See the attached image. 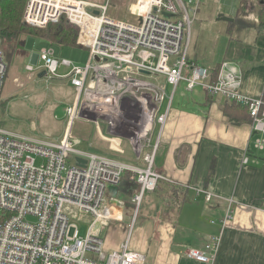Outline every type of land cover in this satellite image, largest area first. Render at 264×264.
I'll use <instances>...</instances> for the list:
<instances>
[{"label":"built area","instance_id":"built-area-1","mask_svg":"<svg viewBox=\"0 0 264 264\" xmlns=\"http://www.w3.org/2000/svg\"><path fill=\"white\" fill-rule=\"evenodd\" d=\"M200 1L187 0L191 6L187 8L183 0H149L146 4L136 0L131 13L139 20L134 23L108 17L107 3L28 1L23 16L26 25L43 29L65 15L79 28L77 42L87 48L88 55L80 66L68 60L57 61L52 47L38 54L46 79H68L75 90L73 106L65 111L69 128L63 138L42 141L0 128V264L143 263V256L129 250L127 242L118 251L104 253L99 230L110 214L106 194L119 185L125 172L131 174L138 186L131 199L133 224L145 193L154 192L166 181L153 169L154 157L181 82L188 90L201 86L212 97L222 96L244 106L252 120L251 132L264 135V101L242 94L240 77L230 72L212 83L208 69L187 59L190 12L195 14ZM85 7L97 21L90 45L80 43L81 28L72 22L68 10ZM164 13L170 17H164ZM60 67L67 69L61 76ZM38 68L29 65L26 70ZM6 71L0 49V93ZM160 76L165 84L157 80ZM164 85L172 89L170 94ZM80 111L86 117L105 120L111 132H126L135 151L149 149L142 157L145 167L80 150L70 132L75 120L81 119ZM155 124L160 127L159 134L156 143L150 145L149 135ZM254 148L262 150L264 140L256 139ZM77 158L85 160L84 168L77 166ZM247 161L245 155L242 164ZM204 193L209 202L211 195ZM78 214L93 217L84 237L71 222ZM229 218L226 215L223 224ZM219 247L220 236H213L201 249H189L185 255L199 263L213 264Z\"/></svg>","mask_w":264,"mask_h":264},{"label":"crops","instance_id":"crops-1","mask_svg":"<svg viewBox=\"0 0 264 264\" xmlns=\"http://www.w3.org/2000/svg\"><path fill=\"white\" fill-rule=\"evenodd\" d=\"M84 1L97 5L107 3L106 15L113 19L118 20L117 16L123 15L118 11L122 8L127 9L128 16L135 18V22L139 20L131 13L136 0ZM256 1L262 8L264 0H201L202 21L197 30L215 34L219 42L215 52L202 63L191 62L208 69L210 80L212 72L217 73L215 82L220 75L233 72L241 79L239 90L242 94L264 101V25L259 24L255 15ZM248 7L250 21H245V17L240 20V9L248 14ZM219 15L232 19V22L225 21V30L218 24L222 22L217 20ZM235 20L239 22L235 23ZM34 39L42 44L36 53ZM46 47L54 49L57 61L68 60L80 65L62 50L77 46L61 48L42 38L26 36L19 39L14 50V55L20 59L19 75L22 72L28 81L37 85L40 81L46 84L64 82L75 93L68 79L49 80L42 74L38 54ZM86 61L87 58L84 64ZM29 65L39 68L28 72L26 67ZM66 72L64 67L58 69L60 76ZM157 80L165 84L163 77H157ZM13 84L16 88L26 86L20 76L13 79ZM165 87L170 94L172 89ZM195 89L188 90L185 85L179 98L176 97L177 90L174 94L153 165L166 181L154 192L145 193L133 224L132 198L122 195L118 186L108 189L106 203L110 214L99 230L104 253L118 251L127 242L129 250L143 256L142 264H203L186 257V251L201 249L213 236H220V247L213 264H264V148H254V141L264 140V135L251 132L252 120L244 106L233 102L237 106L230 108L227 104L232 102L226 98L212 97L202 87L201 91ZM188 92L193 94L191 99L185 97ZM82 120L90 130L84 143L79 140L80 150L145 167L142 157L149 149L135 151L128 134L111 132L105 120ZM67 122L61 138L69 128ZM159 129L158 125L153 126L150 145L156 143ZM245 155L248 161L242 164ZM171 186L180 189L177 197L169 191ZM204 192L211 195L209 202ZM226 215L230 218L223 224ZM85 216L88 215L82 217Z\"/></svg>","mask_w":264,"mask_h":264},{"label":"rangeland","instance_id":"rangeland-1","mask_svg":"<svg viewBox=\"0 0 264 264\" xmlns=\"http://www.w3.org/2000/svg\"><path fill=\"white\" fill-rule=\"evenodd\" d=\"M28 1L29 0L26 1L24 6L22 21ZM183 1L185 2V6L187 8H191V6L187 3V0ZM255 8V15H257L261 9V7H259L257 4V1L255 2ZM246 10L248 11V14L247 12L243 13L240 11V20L245 17V21H250L248 20L249 16L251 15L249 13L250 7H248ZM118 11L123 14L118 15L120 17L117 16L118 20L130 23L135 22V18L128 16L127 9L121 8ZM190 17L192 22L190 27L187 59L190 62L198 60L202 63V60H204L207 56H211V54L215 52L216 48L218 47L217 45L219 40H217L218 37H215V34L202 33L197 30L198 24H200V21H202V3H200L194 15L190 12ZM67 22L69 25H73L68 19ZM218 24L223 27L222 30L226 29L227 23L225 21L219 22ZM208 28L212 30L211 27ZM77 30L79 38V28ZM212 31L215 33V30ZM25 37L26 35L23 34L20 36V40L22 38L25 39ZM41 45L42 44L39 40L34 39L33 50H35V53L37 50H39L38 48ZM0 49L3 51L4 61L7 65V71L0 93V128L17 135L25 136L27 138L51 142L60 140L64 134V125L67 121V114L65 111L68 107L73 106V102L75 100H73V97L75 93L65 86L64 82H51L46 84L44 81H40V84L37 85L31 81H28L26 77L23 76L22 72L19 75V71H17V69L20 68V65L18 64L20 59L14 55L15 51L10 54L5 52L7 48L2 45L1 41ZM62 50L67 51L68 56L80 65L84 64L88 55V50L86 47L77 46ZM60 72L62 73L63 70ZM17 76L22 77V81L26 84L25 87H15L13 84V79ZM184 87L185 83L181 82L177 88L176 97H180L179 95L183 91ZM195 88L196 91H201V86H196ZM192 95L193 94L188 92L185 94V97L187 99H191ZM176 100L177 98L175 101ZM84 123L85 122L82 119H77L75 120L73 126L70 127L72 128L71 137L73 140L77 139L76 141L78 142L79 146H81L80 141L84 143L86 133L90 130L88 128V124ZM82 216L83 214H78L77 219L71 222H74L78 226L79 235L84 237L91 221L93 220V217ZM27 221H34V219L27 218ZM73 231L74 230L70 231V235L73 233Z\"/></svg>","mask_w":264,"mask_h":264},{"label":"trees","instance_id":"trees-1","mask_svg":"<svg viewBox=\"0 0 264 264\" xmlns=\"http://www.w3.org/2000/svg\"><path fill=\"white\" fill-rule=\"evenodd\" d=\"M27 0H0V41L7 49L5 52L13 53L18 45L20 36L25 34L28 37L42 38L50 44L58 45L61 48L78 46V28L69 25L67 17L62 15L57 23H50L45 28L28 27L22 21V13ZM247 3V2H246ZM243 4V3H242ZM244 10V9H242ZM241 11V9H240ZM259 24L264 25V5L257 14ZM239 21L235 20V23ZM3 52V51H2ZM11 57V56H10ZM217 73L212 72V83L215 82ZM228 106L236 107L233 102L227 104ZM249 116L246 108H243ZM118 191L127 198H133L138 191V186L134 180L131 179V174L125 172L118 185ZM173 197H177L181 191L175 186H171L169 190Z\"/></svg>","mask_w":264,"mask_h":264},{"label":"bare ground","instance_id":"bare-ground-1","mask_svg":"<svg viewBox=\"0 0 264 264\" xmlns=\"http://www.w3.org/2000/svg\"><path fill=\"white\" fill-rule=\"evenodd\" d=\"M149 0L146 1V3ZM69 10V15L73 23L81 28V42L85 45H90V39L97 28L96 18H92L88 15L87 8L81 10Z\"/></svg>","mask_w":264,"mask_h":264},{"label":"water","instance_id":"water-1","mask_svg":"<svg viewBox=\"0 0 264 264\" xmlns=\"http://www.w3.org/2000/svg\"><path fill=\"white\" fill-rule=\"evenodd\" d=\"M94 14L97 15L98 13L97 12H94ZM163 16L166 17V18H169L170 17V15L169 14H166V13H164ZM217 20H219V21H226V22H232V19L231 18L224 17L223 15H219L218 18H217ZM96 60H98V59L96 58ZM42 74L44 75L45 73L42 72ZM79 116H80L81 119H87V120H91V121H94L95 120V118H93V117H86V116H84L81 113V111H80V115ZM76 164H77L78 167L84 168V166H85V160L84 159H81V158H77L76 159Z\"/></svg>","mask_w":264,"mask_h":264}]
</instances>
